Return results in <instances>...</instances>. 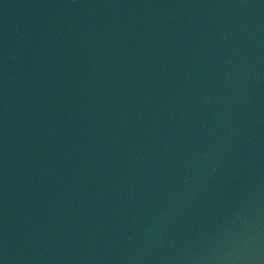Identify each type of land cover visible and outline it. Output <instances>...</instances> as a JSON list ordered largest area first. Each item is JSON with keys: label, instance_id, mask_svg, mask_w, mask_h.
<instances>
[{"label": "water", "instance_id": "1", "mask_svg": "<svg viewBox=\"0 0 264 264\" xmlns=\"http://www.w3.org/2000/svg\"><path fill=\"white\" fill-rule=\"evenodd\" d=\"M0 264H264V0H0Z\"/></svg>", "mask_w": 264, "mask_h": 264}]
</instances>
